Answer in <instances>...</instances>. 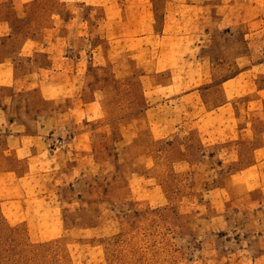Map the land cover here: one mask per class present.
Listing matches in <instances>:
<instances>
[{
    "label": "crops",
    "instance_id": "0c3cea01",
    "mask_svg": "<svg viewBox=\"0 0 264 264\" xmlns=\"http://www.w3.org/2000/svg\"><path fill=\"white\" fill-rule=\"evenodd\" d=\"M75 1L104 9L92 48L81 13L70 11ZM91 71L100 84L93 94ZM137 81L144 106L121 116L120 129L145 127L162 140L187 129L264 131V0H0V142L11 159L41 163L7 170L4 184L45 194L51 209L57 199L43 187L57 193L56 178L71 177L85 156L88 124L97 116L102 128L107 111L119 110L121 83Z\"/></svg>",
    "mask_w": 264,
    "mask_h": 264
},
{
    "label": "rangeland",
    "instance_id": "374dc122",
    "mask_svg": "<svg viewBox=\"0 0 264 264\" xmlns=\"http://www.w3.org/2000/svg\"><path fill=\"white\" fill-rule=\"evenodd\" d=\"M70 4L89 27L92 48L104 9ZM91 79L93 94L100 86L94 71ZM134 85L121 83L119 110L102 116V128L97 116L88 124L94 127L85 156L71 177L56 178L57 193L43 187L48 200L57 199L51 209L41 203L45 194L4 184L11 181L7 170H38L41 163L11 159L0 142V264H264L257 261L264 247V131L187 129L162 140L145 127L120 129L121 116L144 106L143 88ZM131 133L139 137L129 145L124 137Z\"/></svg>",
    "mask_w": 264,
    "mask_h": 264
}]
</instances>
